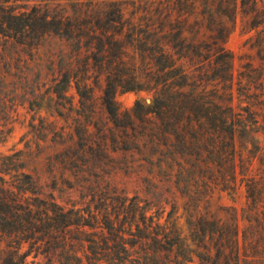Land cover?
I'll list each match as a JSON object with an SVG mask.
<instances>
[{
	"label": "trees",
	"instance_id": "1",
	"mask_svg": "<svg viewBox=\"0 0 264 264\" xmlns=\"http://www.w3.org/2000/svg\"><path fill=\"white\" fill-rule=\"evenodd\" d=\"M54 1L0 0V41L32 52L64 41L84 81L70 61L55 93L76 79L90 97L94 72L124 141L166 150L168 169L182 171L159 180L166 190L152 183V199L109 186L83 209L46 197L25 170H1L0 264H264V171H249L264 136V0ZM239 17L252 35L235 79L227 43ZM129 92L150 102L121 112L116 96ZM238 182L243 230L237 209L216 203Z\"/></svg>",
	"mask_w": 264,
	"mask_h": 264
},
{
	"label": "rangeland",
	"instance_id": "2",
	"mask_svg": "<svg viewBox=\"0 0 264 264\" xmlns=\"http://www.w3.org/2000/svg\"><path fill=\"white\" fill-rule=\"evenodd\" d=\"M251 35L243 32L239 17L227 43L234 55L235 79L246 64L243 55L250 51L244 45ZM75 60L67 44L58 38L48 39L33 52L0 41V171L25 170L37 178L46 197L53 196L65 207L87 209L91 205L94 209L103 203L100 194L109 186L130 197L152 199V183L164 190L159 180L182 170L177 166L168 169L166 150L162 159L157 150H139L133 142L124 141L123 130L111 122L104 108V83L96 82L94 72L87 77L94 88L90 97L77 93L76 79L62 97L55 93L70 61L76 65L77 79L84 81L81 63ZM140 98L149 102L151 97L134 92L116 96L121 112L131 110ZM237 103L235 94L234 105ZM134 133L129 130L130 136ZM260 139V152L249 145L251 152H259L253 158L251 175L264 171V136ZM216 203L235 207L243 230L242 211L248 205L244 185L238 182L233 196L222 193ZM32 261L31 256L27 262Z\"/></svg>",
	"mask_w": 264,
	"mask_h": 264
},
{
	"label": "water",
	"instance_id": "3",
	"mask_svg": "<svg viewBox=\"0 0 264 264\" xmlns=\"http://www.w3.org/2000/svg\"><path fill=\"white\" fill-rule=\"evenodd\" d=\"M150 102V101H149Z\"/></svg>",
	"mask_w": 264,
	"mask_h": 264
}]
</instances>
